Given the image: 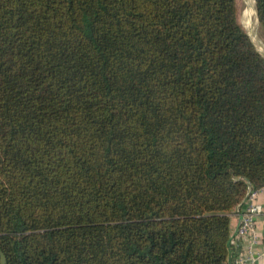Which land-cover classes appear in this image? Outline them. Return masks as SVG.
<instances>
[{"label": "trees", "instance_id": "trees-1", "mask_svg": "<svg viewBox=\"0 0 264 264\" xmlns=\"http://www.w3.org/2000/svg\"><path fill=\"white\" fill-rule=\"evenodd\" d=\"M238 13L0 0V264H230L264 187V55Z\"/></svg>", "mask_w": 264, "mask_h": 264}, {"label": "crops", "instance_id": "crops-1", "mask_svg": "<svg viewBox=\"0 0 264 264\" xmlns=\"http://www.w3.org/2000/svg\"><path fill=\"white\" fill-rule=\"evenodd\" d=\"M263 213L256 219V232L259 235L260 242L252 245L251 239L237 236V229L240 223V209L236 208L231 214V232H232V256L230 264H239V258H248L249 264H264L260 259L261 253L264 252V187H262L256 197Z\"/></svg>", "mask_w": 264, "mask_h": 264}, {"label": "built area", "instance_id": "built-area-1", "mask_svg": "<svg viewBox=\"0 0 264 264\" xmlns=\"http://www.w3.org/2000/svg\"><path fill=\"white\" fill-rule=\"evenodd\" d=\"M259 190L249 192L239 212L240 223L237 229V236L251 239L252 245L260 242L259 235L256 232V219L263 213L260 204L256 201ZM260 259L264 261V252L261 253ZM239 264H249L248 258L241 256L239 258Z\"/></svg>", "mask_w": 264, "mask_h": 264}, {"label": "rangeland", "instance_id": "rangeland-1", "mask_svg": "<svg viewBox=\"0 0 264 264\" xmlns=\"http://www.w3.org/2000/svg\"><path fill=\"white\" fill-rule=\"evenodd\" d=\"M238 18L259 51L264 55V28L259 22L255 0H238ZM1 264H5L2 256Z\"/></svg>", "mask_w": 264, "mask_h": 264}]
</instances>
